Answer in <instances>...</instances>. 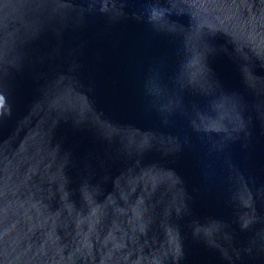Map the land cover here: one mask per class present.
I'll list each match as a JSON object with an SVG mask.
<instances>
[{
	"label": "water",
	"instance_id": "1",
	"mask_svg": "<svg viewBox=\"0 0 264 264\" xmlns=\"http://www.w3.org/2000/svg\"><path fill=\"white\" fill-rule=\"evenodd\" d=\"M0 264H264V0H0Z\"/></svg>",
	"mask_w": 264,
	"mask_h": 264
}]
</instances>
